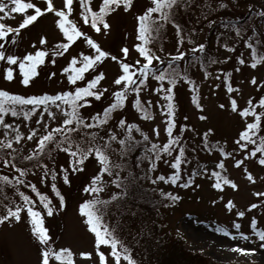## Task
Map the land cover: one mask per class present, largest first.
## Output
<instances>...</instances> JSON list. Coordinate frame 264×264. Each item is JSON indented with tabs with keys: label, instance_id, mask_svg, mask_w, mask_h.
Wrapping results in <instances>:
<instances>
[{
	"label": "rangeland",
	"instance_id": "obj_1",
	"mask_svg": "<svg viewBox=\"0 0 264 264\" xmlns=\"http://www.w3.org/2000/svg\"><path fill=\"white\" fill-rule=\"evenodd\" d=\"M34 2L43 4V0H34ZM100 2L101 0H89L90 5L94 9L98 8ZM54 3L59 7L62 5V0H54ZM150 3L151 0H133V7L129 10L125 11L122 8L114 10L112 14L106 17L110 23L109 30L96 32L90 25L83 23V19L79 17V0H74L73 12L69 14L70 18L76 21L82 31L91 35L104 50L111 53L110 56L99 61L95 69H90L85 74L87 78H91V76L101 70L105 73L104 77L99 81L97 88V90H103L101 98L90 97L91 104L81 106L82 115L90 117L91 114L102 111L103 107L113 99L111 90H114L115 86L112 84V81L116 75L121 74V71L118 67L119 60L114 61L112 55L118 56L125 62L133 65H135L137 59H140L142 62L143 58L139 57L138 51L132 47L137 42L135 36V16L137 12L143 11L146 7L150 6ZM212 6H215L213 1L206 3L208 10ZM241 8L245 11L248 9L253 10V13L251 17L248 16L244 21L231 22L225 25L232 33L233 40L229 45L230 50L225 49L226 51L220 53L221 56L206 70L207 76L200 69H195L193 82L198 85L196 92L199 102L203 104V108L197 109L195 107L191 99L192 90L187 87L186 81L181 85L177 83L174 86V119L176 121L174 134L181 137L179 143L185 145V158L188 159L187 164H181V179L191 176V170L195 168L197 172L191 176L193 184L188 187H182L179 181L176 184H172L170 181L167 183L156 181L152 184L159 194L162 191H171L177 193L180 197L174 203L166 197L170 202L168 213L164 216L169 240L182 241V246L185 249L199 253L216 263L264 264V248L259 247V243L261 242L255 236L250 223L251 218L256 216V227L264 229V213H262L260 206H257L254 210L247 208L248 203L255 202L258 199L254 195L255 192H264V166H259L252 158H246L240 166L234 164L235 159L241 158V153L236 151L238 146L235 144V136L245 123V119L227 106L230 103L228 100L230 95L237 98L240 106H244L249 97L255 100L260 95H264V85L257 88L252 82L253 76L256 77V83L264 80V58L260 59L255 67H252L248 62L252 59L251 52L246 53L239 42L241 37L247 36L251 32V29L254 28H258L264 34V14H262L264 8L261 9L260 6L255 7L254 4L246 0H244L243 4L241 3ZM53 16L54 14L52 13L42 14L35 22L29 26H25L20 33H17L15 41L10 39L11 34L9 37L3 38L5 45H7V50L12 54L22 57L27 51H34L39 46V37L44 35L46 37L45 46L48 51L45 55L47 63L37 66L38 75L31 78L29 85H24L21 82L20 77L22 74L19 73L18 67H15L14 76L11 81L6 80L0 75V87L25 95L42 94L45 91L52 94L55 91L65 89L72 90L67 81V74L62 73L60 69L67 66L72 55L78 56L81 51L88 52L90 46L84 42L86 37H77L76 40L69 44L66 50L58 48L56 41L62 40L66 42V38L63 37L62 32L54 24ZM21 19L22 14H14L13 16L4 17L3 22L15 26ZM210 24H212V21L208 20L203 25L198 37L199 42H202V37ZM259 39L263 40L264 35L259 36ZM33 41L37 43L33 44ZM123 45H127L129 48L127 56H124L121 51ZM236 48L238 52L233 50ZM52 50H56L61 54L53 57L51 55ZM181 50L189 52L191 48L184 47ZM161 57L167 58V54ZM238 57L245 62L240 63V60L237 59ZM53 60L55 63H52ZM153 63L155 64L156 61L154 60ZM4 66H7V62L0 60V68ZM78 66L79 61L76 67ZM218 69L220 71H217ZM50 72L55 73V75L50 77L48 75ZM225 73L229 76L228 83L233 85L231 93L225 87V81L223 80ZM85 82L78 81L80 84ZM156 83L154 79L146 77V82L141 86V92L138 94L141 102L149 108L148 118L142 116L132 104V100L135 99L137 94L129 93L124 106L113 109L104 126L84 129V131H98L100 135H106L107 128H113L118 134H122L123 129L117 128L116 124L118 119L123 116L126 122L136 123L141 132L146 133L149 139L152 141L159 140L162 145L167 138V133L164 132L166 121L163 118L166 113L161 112V107L164 105L165 100L157 92L151 91V88L155 87ZM104 86H107V88L105 89ZM222 103L226 107L220 108L219 105ZM28 107H31V105H28ZM257 110H259V106ZM52 111L56 113V120H53L46 113L43 114V121H47L50 126L63 118V113L55 109L54 106L52 107ZM41 112L42 106L36 113H32L27 120H25L23 115L13 117L10 113L5 114V122L12 123L14 121L15 124L12 129L8 130H5L0 125V137L10 139L15 134V125H19L20 131L24 132L25 135L21 137L18 144H22L25 149H34L38 135L34 136L33 140H29L26 134L33 127L37 128L39 134L47 131L43 129L42 124L40 126L36 124V121L41 118ZM201 116L204 118L202 119ZM153 125L158 127L159 136H156L153 132ZM180 125H190L191 127H186L183 131H180ZM208 128L214 130L208 134L209 146L211 147L213 143L219 145V147L212 148L211 151H208L202 144L203 134ZM258 132L260 133L259 130ZM80 134H83V132L76 133L75 136ZM140 134L133 130V135L137 138ZM13 143L16 144V141H13ZM220 147L231 153V156H222ZM177 151L178 149L173 148L171 154L162 153V158L155 161L157 167L151 170L152 174L159 175L162 173L168 175L173 171L171 160L175 158ZM220 160L224 161L222 169L216 168V164ZM149 163L150 161L147 159L144 162V167L148 166ZM45 164H47L49 170H57L56 181L52 180L49 172H45L44 167L28 178L32 181V184L40 187L42 191L47 190V193L51 191L54 194L52 196L49 195L52 199L59 200L50 188L51 183L55 182L57 188L65 197V205L68 203L67 208L63 211H54L52 215H48L43 210V206L37 202L36 206L42 212L44 226L48 229L53 248L67 247L71 249V264H99V257L95 250L94 234L87 228L86 222L78 209L79 203L83 199L90 198L92 195L91 193L86 194L82 189L86 183H89L90 177L98 171V162L94 158H89L82 169L77 166V170L71 172L68 154L58 153L55 158L46 161ZM62 164L65 166V169L69 170L70 183H65L60 175V165ZM245 167L253 173L256 177L255 180H248L244 174ZM204 168L209 169V171L204 175H200L204 171ZM213 169L221 171L223 175L233 179L238 187L233 189L230 185H225L222 189H215L213 187L214 177L211 176ZM41 173H43V176ZM109 178L107 173L101 174V180L105 184V187L101 192L96 194L101 199L108 198L107 196L111 190ZM42 179H46L47 182L41 183ZM4 185L5 183L3 182L1 187ZM5 187L0 192V213L3 212V205L5 203L15 205L19 199L16 184H6ZM20 190L30 191L27 186L23 187L21 185ZM228 199L233 200L234 207L231 209L225 207V202ZM259 199L264 200V197H260ZM213 200L216 201L215 204L212 202ZM113 205L109 206V211L104 217L105 221L109 222L110 227L112 221H116L115 214L118 212L114 209ZM239 210H244L245 216L236 217L234 213ZM129 218L127 217L126 219ZM126 219L121 221V225L117 224L116 235L122 232L121 239L125 246L130 248V254L133 255L134 252L131 244L136 239L138 230L136 223L127 222ZM134 219L137 220L136 217ZM236 221L241 225L239 231L252 233V238L245 240L239 236H228L226 233L216 231L217 228H227L231 232H236L238 230L233 226ZM31 227L32 225L28 221L26 212L20 221L0 222V264H38L39 242L32 234ZM233 244H239L241 247L255 248L256 251L248 254L240 253L232 248ZM101 250L105 251L106 258H108L110 246H101ZM82 251H88L92 255L82 257L79 255ZM137 254L139 257L140 249H137ZM50 260L52 264H69L67 261L57 262L54 257L50 258Z\"/></svg>",
	"mask_w": 264,
	"mask_h": 264
},
{
	"label": "snow or ice",
	"instance_id": "obj_2",
	"mask_svg": "<svg viewBox=\"0 0 264 264\" xmlns=\"http://www.w3.org/2000/svg\"><path fill=\"white\" fill-rule=\"evenodd\" d=\"M178 4L184 6L183 0H151L150 6L136 13L135 36L137 42L132 47L138 51L139 57L143 58V60L141 62L140 59H137L135 65H133L125 62L118 56L112 55L114 61L119 60L118 67L121 71V74L116 75L112 81V84L115 86L114 90H111L113 99L103 107L102 111L95 112L90 117H86L81 114V106L90 105V97L101 98L103 90H97V88L99 81L104 77L105 73L101 70L91 76V78H87L85 74L88 70L95 69L97 63L103 58L110 56L111 53L104 50L91 35L82 31L76 21L70 18L69 14L73 12L74 0H62V5L59 7L56 6L54 0H43V4H38L34 0H7V2L0 0V60L7 62V66L0 68V75L6 80L11 81L13 79L14 68L18 67L19 73L22 74L20 77L21 82L24 85H29L31 78L38 75L37 66L47 63L45 55L48 49L45 46L46 37L44 35L39 37V46L34 51H27L22 57L9 52L3 40V38L9 37L11 34L10 39L15 41L16 34L20 33L25 26H29L35 22L42 14H54V24L62 32L63 37L66 38V42L62 40L56 41L58 48L66 50L69 44L76 40L77 37H86L84 42L90 46L88 52L81 51L78 56L72 55L67 66L60 69L62 73L67 74V81L72 90L65 89L55 91L52 94L45 91L42 94L25 95L0 87V125L5 130L12 129L15 122H5V114L10 113L13 117L23 115L25 120H27L32 113H36L42 106L41 118L36 121V124L38 126L42 124L43 129L47 131L39 134L37 128L33 127L26 134L29 140H33L34 136L38 135L34 150L31 153L32 157H40L42 152L49 150L47 146L51 144L68 154L71 172H75L77 166L82 169L89 158H94L98 162V171L90 177L89 183H86L82 189L86 194L91 193L92 195L90 198L83 199L79 203L78 209L86 222L87 228L94 234L95 250L99 257V264H125V262L126 264H138V261L130 254V248L125 246L123 240L116 235L117 225L112 224L110 227L109 222H106L104 219L109 211L110 201L120 203L128 193L126 191H112L106 199H101L96 194L101 192L105 187V184L101 180V174L105 173L111 176L110 184H122L125 188L128 187L129 181L126 177L121 176L120 169H127L129 167L125 158L134 151L140 141L147 142L149 138L146 133L141 132L136 123L126 122L123 116L118 119L116 124L117 128L123 129L122 134H118L113 128H107L106 135H100L98 131H84V129L104 126L112 110L124 106L129 93L137 94L135 99L132 100V104L142 116L148 118L149 108L141 102L138 94L141 92V86L145 84L146 77L149 75L154 77V80L157 82L156 86L151 88V91L157 92L165 100L164 105L161 107V112L166 113L163 118L166 121L164 132L167 133V138L162 145L159 140H154L150 144L145 143L144 147L140 149V155L136 157V164L140 165L142 159H148L150 163L147 168L148 170H153L157 167L155 161L162 158V153L171 154L172 149L176 148L178 151L175 153V158L171 160V166L174 170L168 175L162 173L152 175L150 179L153 183L156 181H164L165 183L170 181L172 184H176L179 181L182 187H188L193 184L191 176L181 179V164H187L188 159L185 158V145L179 143L181 137L174 134V129L176 128V121L174 119V86L178 80L182 79L186 81L187 87L192 89L191 99L197 109H202L203 104L199 102L196 92L198 85L194 84L192 77L187 71L176 66V62L186 56V51L180 50L185 36L181 35V25L173 18L175 6ZM132 7L133 0H101L98 8L95 9L90 5L89 0H79V17L83 19L85 25H90L96 32H100L101 30L107 31L110 28V23L106 18L107 15L112 14L114 10H119L120 8L127 11ZM153 13H158V15H153ZM14 14H22V19L18 24L13 26L3 22L4 17L13 16ZM262 14H264V10H262ZM169 20L173 22L176 28V35L178 37L177 51L167 54V58H162L149 45L159 37L161 29L165 26V22ZM36 43V41H33V44ZM244 43L251 49L252 59L248 62L252 67H255L257 59H259L256 55L257 48L247 39ZM225 46L227 47V45ZM204 49V43H198L190 51L194 54L197 50L203 51ZM121 51L124 56H127L129 54L128 46L123 45ZM60 54L56 50L51 51L53 57ZM193 59H195L194 55ZM237 59L240 60V63L245 62L240 57ZM154 60L156 61L155 64L153 63ZM78 61L79 66L76 67ZM52 63H55V61L53 60ZM200 66L203 68L204 63H201ZM70 69L71 71H69ZM217 71L220 70L218 69ZM48 75L51 77L55 73L50 72ZM204 75L207 76L208 73L205 71ZM223 80L228 92L231 93L233 85L228 83L229 76L227 73L224 74ZM78 81L86 82L80 84ZM252 82L257 88L264 85V80L256 83L255 76L252 77ZM104 88L106 89L107 86H104ZM228 100L230 103L227 106L245 119V123L235 136V144L238 146L236 151L241 153V158L235 159L234 164L240 166L246 158H252L259 166H264V134L258 132L259 129L264 127V95H260L255 100L249 97L244 106H240L237 98L234 96L230 95ZM149 103L151 102L149 101ZM28 105H31V107H28ZM53 106L63 113V118L50 126L47 121H43V114L46 113L53 120H56V113L52 111ZM258 106L259 110H257ZM219 107L224 108L226 105L222 103ZM201 118L203 119L204 117L201 116ZM186 127L191 126L180 125L179 130L183 131ZM133 130L141 133L139 140L133 135ZM14 131L15 134L10 139L0 137L3 144H6L9 148L12 147L13 141H19L25 135L24 132L20 131L19 125H15ZM213 131L212 128H208L203 134L202 144L208 151L219 147L216 143H213L211 147L209 146L208 134ZM80 132H83V134L74 138V134ZM153 132L156 136L160 134L156 125H153ZM147 149L151 151L149 152ZM220 153L224 157L231 156V153L225 151L223 147H220ZM12 155H15V153H12ZM24 159L29 160V157H24ZM39 163H43L42 158ZM0 166H9L16 169L20 174L19 176H9L0 173V182L16 184V190L19 193V199L15 205H10L9 203L3 205V212L0 213V222L20 221L26 212L28 221L32 225L31 232L39 242L38 264H52L50 258L53 257L57 262L67 261L71 264V249L67 247L53 248L48 229L44 226L42 212L36 206L37 201L27 192L20 190V185L24 183V173L28 169L18 166L16 161L7 158L0 162ZM43 167L45 172L50 173L52 180L56 181L57 170H49L47 164H44ZM223 167L224 161H218L216 168L222 169ZM191 171L196 173L197 169L192 168ZM208 171L209 169L204 168V171L200 175H204ZM244 174L250 181L256 179L247 167L244 168ZM41 175L43 176V173ZM60 175L65 183H70L69 170L65 169L63 164L60 165ZM211 176L214 177L213 187L215 189H222L225 185H230L233 189L238 187L233 179L223 175L221 171L213 169ZM46 182V179L41 180V183ZM28 188L39 198V203L43 206V210L48 215H52L54 212L52 198L45 192L40 191L35 184L29 183ZM50 188L59 199V207L63 208L65 206V197L57 188V184L55 182L51 183ZM161 195L169 198L173 203L180 199L177 193L171 191H162ZM254 195L258 199L255 202L248 203L247 208L254 210L257 206H260L262 213H264V200L259 199L260 197H264V192L257 191ZM212 202L216 203L215 200ZM225 207L229 209L233 208V200L228 199L225 202ZM234 214L236 217H243L245 216V211H235ZM250 223L255 236L261 242L259 243V247L264 248V229L256 227V216L251 218ZM233 226L238 231L231 232L227 228H217L216 231L226 233L228 236H239L245 240L252 238V233L239 231L241 225L238 221L234 222ZM101 246H110L108 258H106L105 251L101 250ZM232 248L244 254L256 251L255 248L241 247L239 244H233ZM79 255L89 257L92 253L82 251Z\"/></svg>",
	"mask_w": 264,
	"mask_h": 264
},
{
	"label": "trees",
	"instance_id": "obj_3",
	"mask_svg": "<svg viewBox=\"0 0 264 264\" xmlns=\"http://www.w3.org/2000/svg\"><path fill=\"white\" fill-rule=\"evenodd\" d=\"M209 1L215 3V6L210 7V10L206 7V3ZM246 1L254 4L255 7L260 6L261 9L264 8V0ZM183 2L184 6L180 4L175 6L173 15L174 20L181 25V35L185 36L180 50L184 47L192 48L198 43H204L205 45L203 51L197 50L194 54L191 51L186 52V56L176 62V66L187 71L194 81L195 69H200L201 72L205 73L208 67L215 63L221 56L220 53L226 51L225 49L230 50L229 45L233 38L229 28L225 25L231 22L237 23L238 21L246 20L248 16H252L253 10L248 9L245 11L241 8V3L243 4L244 0H183ZM153 15H158V13H153ZM208 20H211L212 24L206 29V33L202 37V42H199V34L203 25ZM263 35L258 28H254L251 29V32L247 36H243L241 39L238 38L240 45L246 53L251 52V49L244 43L246 39L257 48L256 55L259 57L257 62L264 58V39H259V36ZM177 40L175 25L169 20L165 22V26L161 29L159 37L153 40L149 46L159 56H164L165 54L177 51ZM233 50L238 52L237 48ZM193 55L195 59H193ZM201 63H204L203 68L200 66ZM148 77L154 79L151 75ZM183 82L181 79L177 83L181 85ZM259 131L260 134H264V127L259 129ZM139 137L137 138L138 140ZM151 142V139H148L147 142L140 141L134 151L125 158L129 167L127 169H120V174L128 179V187L125 188L122 184H110L111 190L107 197L110 196L112 191H126L128 193L120 203L110 201V205L114 204V209L118 211L115 214V220L118 222L112 221L111 224L121 225V221L127 217H130L126 219L127 222L131 221L133 224L136 223L138 234L136 235V239L133 240L131 247L134 252L133 257L138 261V264H223L216 263L199 253L185 249L182 246V241L179 242L174 238V240H169V233L165 228L167 224L164 216L168 213L170 202L153 188V181L150 179L153 174L151 170H148L147 166L144 167V162L147 159H142L140 165L136 164V157L140 155V149L144 147L145 143L150 144ZM47 147L49 150L42 152L40 157H32L31 153L34 149H25L22 144H18V141H16V144L13 143L12 147L9 148L0 140V162L7 158L16 161L18 166L27 168L28 171L24 173V183L21 186L28 187V183L32 182L28 178L29 176L34 175L35 172L43 167L46 161L55 158L58 153H65L57 149L54 145L50 144ZM147 151L150 152L151 150L147 149ZM12 153H15V155H12ZM24 157H29V160H25ZM41 158L43 163H39ZM0 170V173L4 175H20L16 169L9 166H0ZM193 174L195 173L192 172L191 176ZM109 177L110 181L111 176L109 175ZM2 183L0 182V192L6 186L5 183L1 187ZM37 188L42 191L40 187ZM28 191L26 192L39 203V198L35 193L31 189ZM43 192L48 196L54 195L51 191L50 193H47V190ZM67 206L68 203L63 208H60L59 200L52 199V207L55 212L63 211ZM135 217L137 220L134 219ZM121 233L117 235L120 239ZM137 249H140L139 257Z\"/></svg>",
	"mask_w": 264,
	"mask_h": 264
}]
</instances>
